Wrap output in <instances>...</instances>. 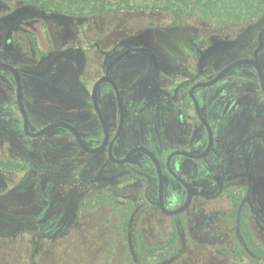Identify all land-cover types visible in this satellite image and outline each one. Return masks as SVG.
<instances>
[{"label": "rangeland", "instance_id": "374dc122", "mask_svg": "<svg viewBox=\"0 0 264 264\" xmlns=\"http://www.w3.org/2000/svg\"><path fill=\"white\" fill-rule=\"evenodd\" d=\"M0 18L9 19L18 34L23 29L32 31L38 39L39 50L44 57L48 56L45 61L52 52H68V57H75L77 63L76 69L61 71V76L66 75L65 82L71 83L63 86L64 94L47 91L34 77L27 82L23 78L26 96L46 115L40 124L34 120L35 127H41L48 120L67 119L74 111L81 115L89 111V90L83 92L73 85L87 86L92 82L105 51L111 58L135 43L154 53L178 58L177 61L187 57V77L192 79L198 56L212 43L229 44L216 50L212 58L221 56L228 62L246 54L249 36H257L264 26V13L237 24L218 18L183 20L170 13L145 9L87 17L61 14L51 18L40 9L15 0H0ZM4 33L0 23V47ZM21 46L22 42L18 44L19 50ZM14 64L19 70L27 67L21 51L17 50ZM29 69L35 68L30 65ZM242 75L237 82L239 91L250 83L244 72ZM20 122L14 83L0 74V135L5 134L0 137V158L18 168L24 163L20 147L25 138L17 129ZM215 126L218 136L228 134L224 123ZM8 136H12L18 150L10 149ZM48 138L62 141L64 136L55 133ZM214 161L211 157L196 167L206 171ZM90 173L95 172L87 171L80 177L75 169V174L58 179L50 178L49 172H41L36 167L15 172L0 166V264H141L133 252L134 233L146 243L160 244L171 233L176 235L175 253L163 262L150 259L148 264H256L253 259H241L234 254L239 249L236 248L238 219L231 218L232 203L226 195L215 201H195L189 208L188 220L182 225L175 218L142 204L139 191L131 190L129 181L109 186L88 184L85 178H90ZM249 176L250 182H237L236 186L240 188L239 196L252 207L245 222L255 241L264 247V160L254 164ZM100 195H111L113 205L133 203L134 217L127 231L123 232L118 216L110 208L95 202L93 197Z\"/></svg>", "mask_w": 264, "mask_h": 264}, {"label": "flooded vegetation", "instance_id": "af4514ba", "mask_svg": "<svg viewBox=\"0 0 264 264\" xmlns=\"http://www.w3.org/2000/svg\"><path fill=\"white\" fill-rule=\"evenodd\" d=\"M256 20L259 21L260 17ZM0 23L5 28L0 62L11 65L19 73L28 133L34 134L49 124L64 122L76 130L88 149L99 150L93 153L82 149L75 134L62 127L53 128L36 138L25 133L16 100L14 77L8 70L0 68V74H5L14 83L15 106L21 118L17 129L25 138L20 147L24 163L20 168L15 166L17 168L7 169L8 171L23 172L36 167L41 172H49L50 178L60 179L75 174V169H78L80 177L87 171L95 172L89 174L90 178H85L88 184L103 183L109 186L118 181H129V188L139 191L142 204L147 208H154L164 216L175 218L182 225L188 220L189 208L195 201H215L226 195L232 203L231 218H236L239 222L242 217L245 221L243 214H250L252 207L239 196L240 188L236 183L247 180L250 182L251 168L258 160H264V92L257 69L253 65L242 64L229 70L211 85H196L210 82L223 69L239 60L255 61L260 67L264 82V57H261L264 54V26L257 36H249L248 52L228 62L221 56L212 58L216 50L227 48L229 44L225 41L212 43L198 56L199 61L192 79L187 77V57L177 61L178 58L154 53L135 43L122 48L111 58L107 55L108 51H105L101 67L95 71L96 76L92 82L87 86L73 85L75 89L82 88L83 92L89 90V111L84 115L74 111L67 119H52L41 127H35L34 120L36 124H40L46 115L34 100L26 96L23 78L27 82L34 77L47 91L64 94L63 86H71V83L65 82L66 75L61 76V71L76 69L75 57H68V52H52L49 60L45 61L48 56L44 57L39 50L38 39L32 31L23 29V33L18 34L7 18H0ZM251 24L254 25L255 21ZM21 42L19 50L18 44ZM210 48L212 51L201 64L204 54ZM135 49L138 51H134ZM17 50L26 59L27 67L23 70H19L14 64ZM9 57L12 58L11 61L8 60ZM30 65L35 69H29ZM243 72L250 83L239 91L240 85L237 82L243 78ZM103 77L114 82L121 101L120 105L109 82L98 86L96 101L107 133L95 111L92 98L95 83ZM202 119L212 133V146L208 153L201 158L178 154L172 156L167 163L175 152L200 156L206 151L209 133ZM218 123L226 125L228 134L217 135L215 124ZM55 133L64 136L62 141L48 138ZM6 138L10 149L18 150L12 136ZM149 153L156 158L162 175L164 209L173 212L182 207L187 200L189 188L191 200L185 211L173 216L162 212L158 171ZM211 157L215 161L206 171L196 167L198 163L209 161ZM1 160L4 161L0 158ZM99 197L114 204L111 195L93 197L96 203ZM132 204L130 201L124 205L116 204L120 209L131 205L129 221L134 217L135 207Z\"/></svg>", "mask_w": 264, "mask_h": 264}, {"label": "trees", "instance_id": "16d2710c", "mask_svg": "<svg viewBox=\"0 0 264 264\" xmlns=\"http://www.w3.org/2000/svg\"><path fill=\"white\" fill-rule=\"evenodd\" d=\"M31 8L40 9L42 14L51 18L63 14L71 17L100 16L138 9L154 12L170 13L177 18L189 20L218 18L230 24H237L248 18H256L264 13V0H15ZM0 166L6 169L17 168L9 162L0 161ZM98 205L110 208L119 216L121 229L127 231L131 205L120 209L118 205L109 203L104 198H97ZM89 204V203H88ZM237 205V204H236ZM237 207V206H236ZM235 215V214H234ZM245 218L247 213L243 214ZM238 246L234 252L241 259L254 260L260 264L264 261V247L254 239L253 233L241 217L237 226ZM240 240V242H239ZM176 235L171 233L167 240L160 243H146L138 233L133 236V252L141 264H148L150 259L163 262L175 253ZM253 262V261H252Z\"/></svg>", "mask_w": 264, "mask_h": 264}, {"label": "water", "instance_id": "95a60500", "mask_svg": "<svg viewBox=\"0 0 264 264\" xmlns=\"http://www.w3.org/2000/svg\"><path fill=\"white\" fill-rule=\"evenodd\" d=\"M216 46V44H215ZM134 51H138V49H135ZM212 51V48L208 49V51L204 54V58H202L201 60V64L206 60L207 56H208V53H210ZM242 64H250V65H253L256 69H257V72H258V76H259V80H260V84H261V87H262V90L264 92V82H263V78H262V73H261V70H260V67L259 65L253 61V60H239V61H236L232 64H230L228 67H226L225 69H223L213 80H211L210 82H207V83H199L196 85V87H203V86H208V85H211L213 83H215L216 81H218L221 77L224 76V74H226L229 70L239 66V65H242ZM0 68H3V69H6L8 70L12 76L14 77V80H15V83H16V100H17V105H18V108H19V111L22 115V118H23V129L25 131V133H27L30 137H33V138H36V137H40L42 136L43 134H45L46 132H48L49 130L53 129V128H57V127H62V128H65L67 129L68 131L72 132L75 134L76 138H77V141L80 145V147L86 151H89V152H93V153H96L98 152L99 150H90L88 149L81 141L78 133L76 132V130L69 124L67 123H64V122H56V123H52V124H49L47 125L46 127H44L42 130L38 131L37 133H34V134H30L28 133L27 131V125H28V120H27V115H26V112L24 110V106H23V102H22V97H21V81H20V76H19V73L17 72V70L15 68H13L11 65H8V64H5V63H1L0 62ZM103 82H109L116 94H117V97H118V101H119V104L121 105V101H120V97H119V94H118V90L114 84V82L112 80H110L108 77H103V78H100L94 85V88H93V91H92V98H93V105H94V108H95V111L97 112V114L99 115L100 117V120H101V123L104 127V131L105 133H107V129H106V126H105V123L103 122L102 120V117L100 115V112H99V108H98V105H97V101H96V91H97V88L98 86L103 83ZM202 123L204 124V126L206 127L208 133H209V143H208V146H207V149L206 151L200 155V156H192V155H189V154H186V153H182V152H175L173 155H171L168 160H167V163H169V160L172 156L174 155H178V154H181V155H185V156H188V157H191V158H201L203 156H205L208 151L210 150L211 146H212V133H211V130L208 126V124L202 119ZM149 156L150 158L152 159V161L154 162L156 168H157V171H158V177H159V186H160V208L162 210V212H164L165 214L169 215V216H173V215H176V214H179L183 211H185L187 209V207L189 206L190 204V200H191V192L188 188V197H187V200L185 201L184 205L182 207H180L178 210L176 211H173V212H169V211H166L163 207V203H162V175H161V172H160V168H159V164L156 160V158L149 153Z\"/></svg>", "mask_w": 264, "mask_h": 264}]
</instances>
